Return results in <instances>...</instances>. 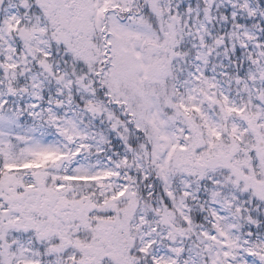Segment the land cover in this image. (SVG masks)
Returning <instances> with one entry per match:
<instances>
[{"label":"snow or ice","instance_id":"obj_1","mask_svg":"<svg viewBox=\"0 0 264 264\" xmlns=\"http://www.w3.org/2000/svg\"><path fill=\"white\" fill-rule=\"evenodd\" d=\"M0 264H264V0H0Z\"/></svg>","mask_w":264,"mask_h":264}]
</instances>
